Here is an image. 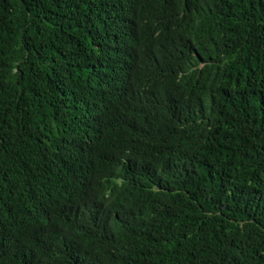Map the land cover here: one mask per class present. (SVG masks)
<instances>
[{"label": "trees", "instance_id": "16d2710c", "mask_svg": "<svg viewBox=\"0 0 264 264\" xmlns=\"http://www.w3.org/2000/svg\"><path fill=\"white\" fill-rule=\"evenodd\" d=\"M0 264H264V0H0Z\"/></svg>", "mask_w": 264, "mask_h": 264}, {"label": "clouds", "instance_id": "9594fccd", "mask_svg": "<svg viewBox=\"0 0 264 264\" xmlns=\"http://www.w3.org/2000/svg\"><path fill=\"white\" fill-rule=\"evenodd\" d=\"M124 67H125V68H128V69H131V68H129V67H126L125 65H124Z\"/></svg>", "mask_w": 264, "mask_h": 264}]
</instances>
